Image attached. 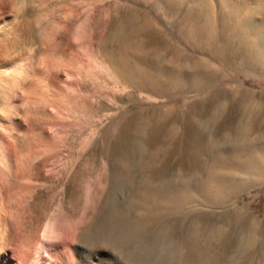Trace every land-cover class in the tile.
Listing matches in <instances>:
<instances>
[{
	"label": "rangeland",
	"instance_id": "374dc122",
	"mask_svg": "<svg viewBox=\"0 0 264 264\" xmlns=\"http://www.w3.org/2000/svg\"><path fill=\"white\" fill-rule=\"evenodd\" d=\"M262 60L264 0H0V215L27 247L49 230L69 235L55 259L86 264L104 249L125 264L117 240L139 214L128 204L149 186L199 184L201 203L164 212L149 231L186 236L188 218L208 214L223 242L193 247L195 264H264V168L251 160L264 154ZM187 115L202 127L182 154ZM233 208L259 231L242 252L246 228L223 217ZM154 239L147 264L186 251Z\"/></svg>",
	"mask_w": 264,
	"mask_h": 264
},
{
	"label": "bare ground",
	"instance_id": "6f19581e",
	"mask_svg": "<svg viewBox=\"0 0 264 264\" xmlns=\"http://www.w3.org/2000/svg\"><path fill=\"white\" fill-rule=\"evenodd\" d=\"M208 19L205 20V21H207L206 22V26H205V30H207V28L209 26V20ZM201 33H203V31ZM206 33L207 32H205V34ZM254 44L255 43L252 42V46H254ZM220 50L221 49L219 48V51ZM257 60H259V59H257ZM261 63L263 64V60H262ZM197 107H199V106H197ZM243 110H245V109L243 108ZM179 121H181L180 123L184 127V133H185V134H183L184 136L182 137L183 140L180 139L181 140V144L180 145L182 147V154H183V152H187L188 149H190L191 145L194 142L195 134H197V133H195V131L198 129L197 127H200L201 128L202 125L200 124V122L197 119H195L191 115L190 116L187 115V117H184V118L180 119ZM149 127H151V126H149ZM184 155H185V153H184ZM251 160H252V166L256 170H260L261 171V169L264 168V154L263 155H260V156H255L254 155V156H252V159ZM163 171H164V169H163ZM167 171L168 170H166L165 173ZM158 175H157V177H160L161 173H160L159 176ZM163 175L164 176H167L164 173H162L161 178L163 177ZM172 175H174V174H171L170 176H172ZM213 176H216V174L213 173ZM176 179L178 180V178H176ZM182 181H184V179L181 180V182L180 181L179 182L181 184L182 183H185V182H182ZM172 182H173V180L171 181V183ZM159 183H160V180H159ZM159 183L157 184V186L159 185ZM164 183H162V184H164ZM168 183L169 182L167 181V183H165V184H168ZM174 184H175V182H174ZM149 185H151V184H149ZM176 185H174L175 187H171L172 184L170 186V183H169V186H166V187L163 186V187H160V188H159V186L156 187V188L155 187H152V186H149V188H148V186H146L148 189L144 192V194L138 195L136 197L137 199H134L136 201L135 202L132 201L134 204L133 203L128 204L129 207H131V209H134L135 208L136 211L139 212V214L137 216L138 218H136L135 221L131 222V224L129 222L130 225L127 227V229H126V226H125V228H122L123 230L126 229V231H125L126 233L124 234V237H123L122 236V233H124V231L122 233L120 232L121 237H122V240L121 241H120V239L117 240V241H119L118 243H120V245L119 246L116 245V247L117 246H118L117 248L120 247L121 250L123 251V254L126 257H128L127 258V260H129V261H127L128 264L130 262H132V264H133L134 261H137L138 262L136 264H147V260L150 257H151L150 260L151 259L153 260L152 256L154 255V253L156 251L155 252L153 251L151 253L149 252V250L151 249L150 246H149L150 245L149 238L151 239V241L154 238H157V239L159 238V239H162V240H164L163 238H165V240L168 242L169 246H171V245L173 246V247L171 246L172 247L171 248V247L165 245V247L167 248L166 252L169 250L168 247L171 248L170 252L173 253L172 256L175 254V248H177L176 246L180 245V248L181 249L184 246V248H186V251H184V252L181 253L180 260L178 259L177 264H195L193 262V260H194L193 259V257H194L193 247L200 246V247L206 249V248H209L210 246H213V245H216V244H218L220 246L222 245L221 243L223 241H222V239H220V236H221V229L220 228L221 227L219 225L213 224V222H216V221L213 220V218H211L210 215H209V217H210L209 218L207 216L208 214L206 216H201L202 214L201 215L199 214L200 217H199V215L198 216L196 215V216H194L192 218H188V219L191 220L192 223H191V226H190V230L188 231L189 233L186 234V236H181L177 232L176 233H172L167 227L161 226L159 223H156V224H159V226H161V229H159V231L157 233H154V232H150L149 231V229H148L149 223L152 224V223H155V222L159 221L160 220V216L159 215H162L164 212H166V211L167 212H172V211L178 212V211H182V210L188 208L189 205L192 202H194V201H196V203L198 202L195 199L196 198V192L203 185H199L198 184V186H196L195 188H192L191 187L192 189H188L187 187H183L182 185H177V186ZM201 191H200V194L202 195L203 192H201ZM205 194L207 195V193H205ZM207 198H209V197H207ZM202 200H204V201H206V200L208 201L209 200V202L212 201L214 204H215L216 201H217V203H219L218 200H216L215 198L206 199V198L202 197ZM131 204H133V205H131ZM1 208H3V207H1ZM132 211H134V210H132ZM185 211H188V210L186 209ZM241 211H242L241 209H234L233 208V210L231 212H228V213H226L223 216L225 218L224 220H229V222L234 221L235 223L239 224L241 227L243 226L244 228H246L247 235L241 234V233H239V235H238V242H237V250L236 251H240V252L244 251V247H246V249H247L248 248L247 246H249L252 243L254 244L255 237L257 236V234L259 232V231L257 232V228H256V224H255L254 220H252V218H250L248 216V214L246 216L245 215L246 213L243 214ZM6 212H7V210H6ZM1 215H0V264H78V263H81L82 262V261H80L79 258L76 259V257L74 255H72V253L70 251H69L70 252L69 254L66 253L67 254L66 256H65V254H63L64 251H65V248H68V249L70 248V244L71 243H69L70 241H68V239H67L69 235L68 236L66 235L67 238H65V236H62L63 235L62 234L63 233L62 231L59 234V231L56 232L55 229H54V231H50L49 230V232H47V233L44 232L45 233V236L43 234V238H46V240L45 241L42 240L40 242V244L38 243L39 246H37L38 244L36 243L37 245H33L34 247H32V246L31 247L30 246L27 247L28 243L27 244L24 243L26 245L27 249H25V247H23L24 248L23 249L21 247V245L22 246H25V245H23L22 242H21L22 244L20 243L21 240H19L20 237H19L18 230H17L18 227H16L17 226L16 224H14L13 218L11 219L10 216H7L8 217L7 218V217L1 216ZM5 215H7V214H5ZM123 216H125V215H122L121 217H123ZM116 217L118 219L120 218L118 216V214H117ZM168 217L170 219V215ZM16 218H18V217H16ZM175 218H177V217H175ZM178 219H180V218H178ZM120 222H122V221L120 220ZM16 223H18V221H16ZM226 223H228V222H226ZM150 226H149V228H150ZM222 230H225V229L223 228ZM45 231H47V230H45ZM155 232H156V230H155ZM90 234H92V233H90ZM18 237H19V239H18ZM58 239H60V242H57ZM165 240H164V242H165ZM257 240H259V239H257ZM97 241H99L98 238H97ZM117 241H115V242L117 243ZM262 241H264V239H262ZM34 242H35V240H34ZM148 242H149V244H148ZM155 242H156L155 244H157L158 241H155ZM152 244H153V241L151 243V247H152ZM159 244H162V243L159 241ZM147 245L149 246V248L147 247ZM162 245H164V244H162ZM162 245H159V247L156 245V249L153 248V250L154 249L155 250H159L158 248H161ZM35 246H37V248ZM60 247H63V249H64V251H62L63 253H61V254H63V260L61 259L62 261L60 260V258L62 256L60 254V252H59V254H60L59 257L60 258L57 256L59 259H57V257L55 259L52 256L53 253H56V250L58 248H60ZM253 247H254V245H253ZM96 248H95V250H96ZM184 248H183V250H184ZM242 248H243V250L241 251ZM162 249H163V246H162ZM162 249H160L159 251L162 252ZM217 249H219V247ZM250 249L251 248H249L248 250H250ZM102 250H101L102 252H100V249H99L97 251V253L96 252L93 253L94 251L91 250L92 251L91 252L92 254H91V256H89L90 260H87L85 263L86 264H93L94 261L99 262L100 261V258L102 259L101 256L102 255H106L105 257H107V259H106V261H103L102 260L104 262V263L102 262V264H116V263H114V262L111 261V260H113V258L111 257L112 254L109 253V252H104V249H102ZM177 250H179V248H177ZM159 251H158V253H161ZM236 251H235V253H236ZM112 253H114V252H112ZM158 253H156V254H158ZM115 254H116V252H115ZM156 254H155V256H156ZM166 254H164V255H166ZM148 255H150L149 258H148ZM170 255L171 254L169 253L168 256H170ZM119 256L120 255H118V257ZM157 256H159V255H157ZM161 256H163V255H161ZM109 257L111 258V260H108ZM164 257H166L167 259H169L167 256H164ZM203 257L204 258L201 259L200 264H221L220 262H218V258H216V256H213V255L208 256V255H206V256H203ZM85 258H86V256H85ZM172 258H174V257H172ZM236 258H238V257H236ZM161 259L163 260V258L160 257L159 260H161ZM233 259L235 260V258H233ZM159 260H158V262H159ZM236 260L238 261V259H236ZM249 260H250V258H249ZM249 260H247V261H249ZM153 261H155V260H153ZM127 262H125V264H127ZM163 263H161V264H163ZM122 264H124V263L122 262ZM245 264H246V261H245Z\"/></svg>",
	"mask_w": 264,
	"mask_h": 264
}]
</instances>
